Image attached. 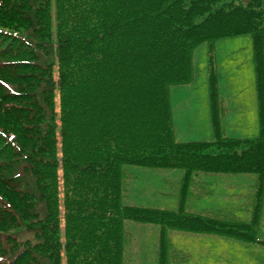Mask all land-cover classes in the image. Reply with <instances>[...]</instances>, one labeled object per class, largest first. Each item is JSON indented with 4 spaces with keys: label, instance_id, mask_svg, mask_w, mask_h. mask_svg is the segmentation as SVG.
Instances as JSON below:
<instances>
[{
    "label": "trees",
    "instance_id": "1",
    "mask_svg": "<svg viewBox=\"0 0 264 264\" xmlns=\"http://www.w3.org/2000/svg\"><path fill=\"white\" fill-rule=\"evenodd\" d=\"M243 34L261 135L177 142L170 87L207 43L219 131L214 44ZM127 164L185 168L178 210L125 205ZM196 170L255 174L250 220L187 212ZM263 206L264 0H0V264H123L126 220L161 227V264L169 229L264 246Z\"/></svg>",
    "mask_w": 264,
    "mask_h": 264
},
{
    "label": "crops",
    "instance_id": "2",
    "mask_svg": "<svg viewBox=\"0 0 264 264\" xmlns=\"http://www.w3.org/2000/svg\"><path fill=\"white\" fill-rule=\"evenodd\" d=\"M246 40L247 45L243 53L253 65V41ZM222 42L224 41L221 40L216 44L218 59L232 56L233 49L236 48L234 41H227L228 45L223 48L220 47L225 44ZM200 61L202 67L205 68V79L200 88L196 90L197 87L191 86L192 83L179 85L185 88L186 96L183 101L172 105L175 138L180 142L212 141L217 138L213 124L209 76L207 75L208 59L204 61V51ZM233 83L232 80H221L218 83L220 99L218 119L221 125V135L234 138H255L260 134V119L253 87H250L253 98L251 102L229 103L226 99L234 89L228 87ZM238 94L243 95L239 90ZM126 171L125 203L172 210L177 208L184 171L144 167H128ZM254 192L255 177L253 175L197 172L192 176L187 209L216 217L226 216L247 220L251 214ZM228 207L235 208L239 215L227 210ZM136 226H143L149 230L150 239L142 240L145 244L148 245L152 240L153 243L154 241L158 243L159 227L139 223ZM168 234L169 264H264L263 245L250 244L214 233L171 230ZM261 235L264 237V210Z\"/></svg>",
    "mask_w": 264,
    "mask_h": 264
},
{
    "label": "rangeland",
    "instance_id": "3",
    "mask_svg": "<svg viewBox=\"0 0 264 264\" xmlns=\"http://www.w3.org/2000/svg\"><path fill=\"white\" fill-rule=\"evenodd\" d=\"M232 39V40H231ZM246 39L252 40L250 35L243 36H235L230 37L228 39H224L220 47H225L228 45L227 41H234L233 43L236 45L232 52V56L227 58H217L216 54V73H217V81L218 83L221 80L233 81L234 83L228 87L232 90L228 94V98L226 99L229 103H237V102H251L253 98L251 97L250 87H253L254 91V100L256 102L257 108L259 106V86L257 80V72L255 66V58L253 60V65L249 59L245 57V53H243V49L246 48ZM227 43V44H226ZM254 48V46H253ZM208 49V45L204 44L198 47V49L193 53V65L194 70V79L192 81L193 87H197L198 90L205 79V68L201 65V56L204 51V61L208 59L206 50ZM238 52V53H237ZM249 70H252L249 72ZM208 75V72H207ZM245 81H248V83ZM250 81V82H249ZM238 90L243 95L238 94ZM171 95V104H177L184 100L186 96V90L183 86H174L170 92ZM127 189V188H126ZM235 215H239L235 208L228 209ZM137 224L128 223L126 224L125 232L127 231L126 240H125V252H124V263L123 264H160L158 254H159V239L158 243L153 240L151 243L145 244L142 240L145 238L150 239V232L147 228L143 226H136ZM159 231V229H158ZM160 234V232H159ZM156 242V243H155ZM144 249H146L144 251ZM127 261V262H126Z\"/></svg>",
    "mask_w": 264,
    "mask_h": 264
}]
</instances>
